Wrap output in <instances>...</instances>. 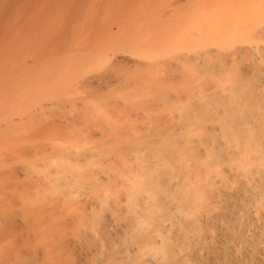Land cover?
<instances>
[{
  "label": "bare ground",
  "instance_id": "obj_1",
  "mask_svg": "<svg viewBox=\"0 0 264 264\" xmlns=\"http://www.w3.org/2000/svg\"><path fill=\"white\" fill-rule=\"evenodd\" d=\"M0 264H264V0H0Z\"/></svg>",
  "mask_w": 264,
  "mask_h": 264
}]
</instances>
